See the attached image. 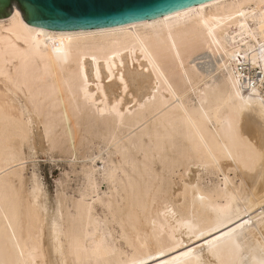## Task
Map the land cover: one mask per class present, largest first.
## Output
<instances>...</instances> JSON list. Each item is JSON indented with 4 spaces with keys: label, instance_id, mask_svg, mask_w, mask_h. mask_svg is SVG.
<instances>
[{
    "label": "bare ground",
    "instance_id": "1",
    "mask_svg": "<svg viewBox=\"0 0 264 264\" xmlns=\"http://www.w3.org/2000/svg\"><path fill=\"white\" fill-rule=\"evenodd\" d=\"M262 101L264 0L79 31L13 8L0 19V264H219L193 230L246 219L240 250L219 254L258 264L264 165L230 124L264 146ZM38 155L68 167L53 194Z\"/></svg>",
    "mask_w": 264,
    "mask_h": 264
},
{
    "label": "water",
    "instance_id": "2",
    "mask_svg": "<svg viewBox=\"0 0 264 264\" xmlns=\"http://www.w3.org/2000/svg\"><path fill=\"white\" fill-rule=\"evenodd\" d=\"M212 0H0V19L15 8L22 20L52 31L114 28L149 21Z\"/></svg>",
    "mask_w": 264,
    "mask_h": 264
},
{
    "label": "snow or ice",
    "instance_id": "3",
    "mask_svg": "<svg viewBox=\"0 0 264 264\" xmlns=\"http://www.w3.org/2000/svg\"><path fill=\"white\" fill-rule=\"evenodd\" d=\"M243 15V13H241ZM127 90V89H126ZM243 111V109H241ZM261 120L264 121V101L261 103ZM230 130L232 135L238 139L245 140L249 147V161L252 163L259 162L261 165H264V146L257 148V146L252 143L251 141H247L246 138L243 136L241 128L238 124H230ZM262 134H264V127H262ZM245 170H248L249 164L245 162L244 164ZM230 209V206H229ZM239 210H237L238 212ZM229 221H231V217H228ZM261 224L264 225V216L260 217ZM221 224L223 222L221 221ZM251 220H243L240 224L237 225L236 228H231L226 232L220 233V235H213V233L219 231V226H213L206 230H193L192 235L196 236L197 240H200L204 237H210V239H205L204 244L201 247H207L209 252L216 256L219 260V264H236L234 261H226L224 260L220 254L219 249L221 248L222 242L227 241L229 246L234 251H239L241 248L239 242V232L238 230H242L246 225H250ZM196 231H199V235L196 234ZM264 252V249H262ZM183 256H191L192 250L190 249L187 252L182 254ZM141 264H146V262H141ZM169 264H176V261H170ZM258 264H264V259H261Z\"/></svg>",
    "mask_w": 264,
    "mask_h": 264
},
{
    "label": "rangeland",
    "instance_id": "4",
    "mask_svg": "<svg viewBox=\"0 0 264 264\" xmlns=\"http://www.w3.org/2000/svg\"><path fill=\"white\" fill-rule=\"evenodd\" d=\"M13 9V8H12ZM258 71L259 67H256ZM39 157L34 160L36 164L35 171L40 176V180L44 183L49 193L53 194L59 183L63 182L64 174L68 173V167H58L59 160H48L46 157L38 155ZM48 160V161H47ZM58 162V163H56ZM59 165V164H58ZM32 171V167L28 166L26 174L29 175ZM74 180V176L70 175L69 185L75 189V186L81 182ZM102 191H105V187H102Z\"/></svg>",
    "mask_w": 264,
    "mask_h": 264
}]
</instances>
